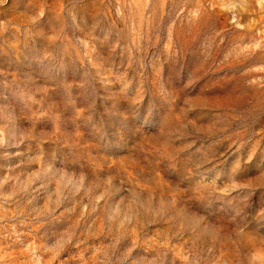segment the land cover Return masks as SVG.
<instances>
[{"label": "rangeland", "instance_id": "rangeland-1", "mask_svg": "<svg viewBox=\"0 0 264 264\" xmlns=\"http://www.w3.org/2000/svg\"><path fill=\"white\" fill-rule=\"evenodd\" d=\"M0 264H264V0H0Z\"/></svg>", "mask_w": 264, "mask_h": 264}]
</instances>
